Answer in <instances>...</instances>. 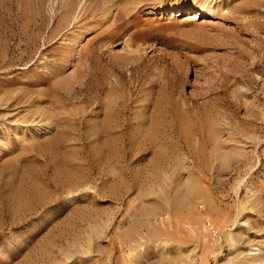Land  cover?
<instances>
[{
	"label": "rangeland",
	"instance_id": "rangeland-1",
	"mask_svg": "<svg viewBox=\"0 0 264 264\" xmlns=\"http://www.w3.org/2000/svg\"><path fill=\"white\" fill-rule=\"evenodd\" d=\"M0 264H264V0H0Z\"/></svg>",
	"mask_w": 264,
	"mask_h": 264
},
{
	"label": "bare ground",
	"instance_id": "bare-ground-1",
	"mask_svg": "<svg viewBox=\"0 0 264 264\" xmlns=\"http://www.w3.org/2000/svg\"><path fill=\"white\" fill-rule=\"evenodd\" d=\"M108 9H111V8H108ZM204 10H205V9H202L200 13H202ZM107 11H108V10H107ZM106 14H108V13H106ZM106 14H105V15H106ZM195 15H196V14H195ZM193 19H194V18H193ZM250 248H251V247H250ZM252 250H254V249L251 248L250 251H248V252H251ZM251 253H252V252H251ZM251 253H250V254H251ZM252 254H253V253H252Z\"/></svg>",
	"mask_w": 264,
	"mask_h": 264
}]
</instances>
